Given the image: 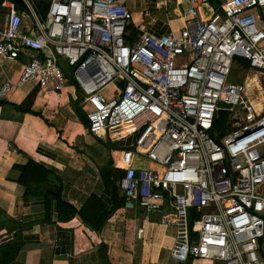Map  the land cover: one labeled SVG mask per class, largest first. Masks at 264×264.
Returning a JSON list of instances; mask_svg holds the SVG:
<instances>
[{
  "label": "built area",
  "instance_id": "obj_1",
  "mask_svg": "<svg viewBox=\"0 0 264 264\" xmlns=\"http://www.w3.org/2000/svg\"><path fill=\"white\" fill-rule=\"evenodd\" d=\"M22 1L28 29L0 2V64L28 59L0 101L29 82L60 91L66 64L89 107V134L120 148L124 204L175 229L170 259L264 264V112L251 108L244 82H230L236 58L264 72L255 16L264 0H228L208 16L209 0H188L179 29L132 37L128 0H48L43 20ZM219 112L231 130L216 142Z\"/></svg>",
  "mask_w": 264,
  "mask_h": 264
},
{
  "label": "crops",
  "instance_id": "obj_2",
  "mask_svg": "<svg viewBox=\"0 0 264 264\" xmlns=\"http://www.w3.org/2000/svg\"><path fill=\"white\" fill-rule=\"evenodd\" d=\"M227 1L210 0L208 5L213 12ZM28 2L42 19L32 0ZM44 2L47 10L48 0ZM127 6L136 22L131 27L135 30L130 33L131 37L138 30L162 35L179 29L189 7L188 0H131ZM203 12L208 16L207 10ZM141 15L148 18L143 28L136 26ZM171 16H176L181 25L173 28L175 22ZM255 16L264 30V10L255 11ZM22 19L28 20L23 22L25 28L32 27L31 15ZM27 62L26 57L4 60L0 64V86L6 80L16 83ZM5 68L11 74L6 73ZM61 71L63 87L60 91L41 90L36 82L26 83L16 86L7 99L0 101V209L17 224L24 244L9 264H178L169 256L175 229L159 225L156 216L146 217L136 204L131 209L122 206L120 189L114 201L104 186L100 170L112 156L103 143L89 134L78 114L80 109L85 116L89 107L76 86L72 69ZM246 73L241 81L234 83H243ZM25 102L28 104L24 109L28 108L29 113L13 107ZM119 149L114 148V171H120L115 163ZM28 160L52 173L42 189L43 194L32 199L24 197V188L18 184ZM119 178L115 182L117 187ZM59 185L61 199L76 210L92 199L111 214L100 233L78 216L67 223L56 221L57 204L54 200L47 204L44 191L57 190ZM183 264L212 263L188 260Z\"/></svg>",
  "mask_w": 264,
  "mask_h": 264
},
{
  "label": "trees",
  "instance_id": "obj_3",
  "mask_svg": "<svg viewBox=\"0 0 264 264\" xmlns=\"http://www.w3.org/2000/svg\"><path fill=\"white\" fill-rule=\"evenodd\" d=\"M14 4V6L21 12L22 17L30 18L29 12H27L26 7L23 5L21 0H9ZM46 0H32L35 9L40 14L42 19L46 15ZM210 1V0H209ZM24 21H28L22 19ZM26 23V22H25ZM24 25V24H23ZM134 32V31H133ZM239 61L241 68L247 72L250 69L248 61L240 58H236L235 61ZM234 61V62H235ZM234 67V64H233ZM232 75V70H231ZM230 75V77H231ZM231 82V81H230ZM1 103V102H0ZM28 103L25 102L21 106H13L16 110L20 112L29 113V109H24ZM78 114L82 121L87 125L88 123L85 120V116L78 110ZM231 130L229 125V116L227 113L219 112L214 118L213 121V138L216 142H219L220 139ZM96 141L103 143L105 147L110 151L111 156L113 157L114 146L111 145L107 139H103L99 135H93ZM110 158L107 162L106 167L100 170V175L103 179V184L110 193L114 201L117 200L119 196V189L116 186L115 182L118 177L121 176V171H114L112 168L113 158ZM52 173L47 170L45 167L39 163L28 160L25 165L19 179L18 184L24 188V197L27 199H32L43 194V187L49 183ZM61 185L58 186L57 190H45L44 197L46 202L54 200L57 204L56 207V221L58 223H67L71 221L74 217L78 216L83 223L91 226L97 233L101 232L103 224L109 219L111 214L107 213L104 208L99 205L97 202L92 199H88L81 209L76 210L69 203L61 199ZM124 206V199L121 202ZM10 237L7 240L6 237ZM24 244L21 240L20 230L17 229V224L10 218H8L5 213L0 209V264H9L13 262L18 253L23 248ZM108 264V263H106Z\"/></svg>",
  "mask_w": 264,
  "mask_h": 264
},
{
  "label": "rangeland",
  "instance_id": "obj_4",
  "mask_svg": "<svg viewBox=\"0 0 264 264\" xmlns=\"http://www.w3.org/2000/svg\"><path fill=\"white\" fill-rule=\"evenodd\" d=\"M129 1L131 2V0H129ZM129 1H128V3H129ZM205 10H207V13H208L207 15H209L211 13V6L206 5L205 8L202 9V14H204L203 11H205ZM132 15H133V13H132ZM140 18H141V20L138 22L139 23L138 25L136 24V26L139 28H143L146 25V21L148 20V18L144 19L142 17V15L140 16ZM175 18H176V16H171L172 21L175 22V23H173V28L181 25L180 20L177 18L175 19ZM174 19H175V21H174ZM133 23H136L134 17H133ZM136 26H135V28H136ZM132 29L133 28H131L132 32L135 31ZM59 66L63 71L68 72V67L66 66V64L60 63ZM4 70L6 73L8 72L11 74V72L8 70V68H5ZM244 73H245V71L241 68L240 62L236 60L234 62V67H232V75L230 77V81L231 82L241 81L242 78L244 77ZM29 83H34V82H29ZM29 83H27V84H29ZM72 85H73V83H72ZM243 85L246 86V88H247V90H246L247 91L246 92L247 99H249V100L251 99L253 101H256V103L262 102L264 104V72H260V71H256V70H248L246 73L245 81H244ZM110 92H111V90L109 88V89H106L104 91V94L106 96H108L110 94ZM113 146L116 149L119 148L118 145H113Z\"/></svg>",
  "mask_w": 264,
  "mask_h": 264
},
{
  "label": "bare ground",
  "instance_id": "obj_5",
  "mask_svg": "<svg viewBox=\"0 0 264 264\" xmlns=\"http://www.w3.org/2000/svg\"><path fill=\"white\" fill-rule=\"evenodd\" d=\"M250 69L259 71V70L254 69V68H250ZM260 72H262V71H260ZM246 90H247L246 86L243 85L244 96L247 98V94H246L247 91ZM247 100H248L251 108L255 111V113L262 114L264 112V104L262 102L256 103V101H253L251 99L250 100L247 99Z\"/></svg>",
  "mask_w": 264,
  "mask_h": 264
},
{
  "label": "water",
  "instance_id": "obj_6",
  "mask_svg": "<svg viewBox=\"0 0 264 264\" xmlns=\"http://www.w3.org/2000/svg\"><path fill=\"white\" fill-rule=\"evenodd\" d=\"M133 206H134L133 203L126 205V207L129 208V209L133 208Z\"/></svg>",
  "mask_w": 264,
  "mask_h": 264
}]
</instances>
